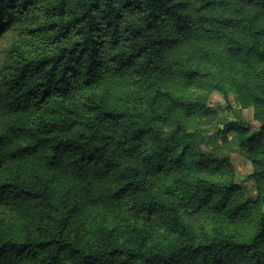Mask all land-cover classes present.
<instances>
[{
	"label": "trees",
	"instance_id": "trees-1",
	"mask_svg": "<svg viewBox=\"0 0 264 264\" xmlns=\"http://www.w3.org/2000/svg\"><path fill=\"white\" fill-rule=\"evenodd\" d=\"M4 39L0 264H264V0H0ZM198 89L235 120L193 128ZM198 136L238 145L257 199L202 176ZM225 213L253 234L192 221Z\"/></svg>",
	"mask_w": 264,
	"mask_h": 264
},
{
	"label": "rangeland",
	"instance_id": "rangeland-1",
	"mask_svg": "<svg viewBox=\"0 0 264 264\" xmlns=\"http://www.w3.org/2000/svg\"><path fill=\"white\" fill-rule=\"evenodd\" d=\"M7 45V39L0 40V49H4ZM194 95L205 97L210 113L208 115L203 114L193 120V128H198L199 126L207 128V126L217 120L219 124L235 120L234 110L238 106L233 102L232 97L227 102L222 94L210 93L204 89L195 90ZM241 115L245 122L251 124L252 130L260 128L261 125L254 119V110L252 108L241 110ZM232 136L230 135V138ZM198 137H200L198 138L200 141L203 140L198 147L199 154L197 155L204 157L201 170L202 176L216 182L233 180L237 184H241L245 195L257 199L258 190L255 183L245 181L246 177L253 173V165L241 153L238 145L228 146L223 143L221 138L215 136ZM205 160L207 161L205 162ZM243 190L241 194H243ZM259 211L264 212V206L259 207ZM256 215L254 213L250 218H232L225 213L221 217L206 218L204 214H201L199 218H193L192 221L199 230H205L206 232H211L216 224H221L226 231L233 233L237 237H249L253 234L256 227Z\"/></svg>",
	"mask_w": 264,
	"mask_h": 264
}]
</instances>
